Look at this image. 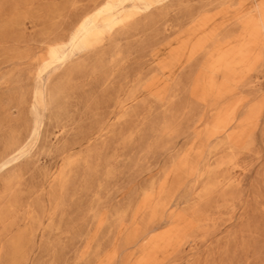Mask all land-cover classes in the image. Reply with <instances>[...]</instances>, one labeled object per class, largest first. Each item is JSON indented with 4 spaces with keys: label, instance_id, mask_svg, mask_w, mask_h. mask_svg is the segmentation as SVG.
Returning a JSON list of instances; mask_svg holds the SVG:
<instances>
[{
    "label": "rangeland",
    "instance_id": "rangeland-1",
    "mask_svg": "<svg viewBox=\"0 0 264 264\" xmlns=\"http://www.w3.org/2000/svg\"><path fill=\"white\" fill-rule=\"evenodd\" d=\"M0 264H264V0H0Z\"/></svg>",
    "mask_w": 264,
    "mask_h": 264
},
{
    "label": "bare ground",
    "instance_id": "bare-ground-1",
    "mask_svg": "<svg viewBox=\"0 0 264 264\" xmlns=\"http://www.w3.org/2000/svg\"><path fill=\"white\" fill-rule=\"evenodd\" d=\"M134 11V10H133ZM240 63V62H239ZM246 70H248V69H246Z\"/></svg>",
    "mask_w": 264,
    "mask_h": 264
}]
</instances>
